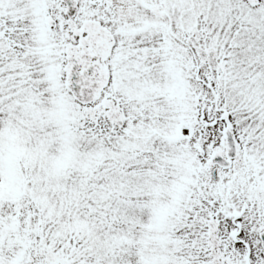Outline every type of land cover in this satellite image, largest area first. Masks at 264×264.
<instances>
[{
	"label": "trees",
	"instance_id": "1",
	"mask_svg": "<svg viewBox=\"0 0 264 264\" xmlns=\"http://www.w3.org/2000/svg\"><path fill=\"white\" fill-rule=\"evenodd\" d=\"M208 1L197 0L195 3L194 11L196 14L200 13V18H204L202 15L209 8ZM229 2L230 0H224L226 7ZM34 6H37L36 2ZM226 7L223 13L227 19L232 10L226 11ZM242 12L248 13L244 9ZM201 21L194 20V23ZM175 27L179 28L177 21ZM256 28L264 32V21H258L256 27L252 22L249 25L242 24L238 33L231 29H220L219 26L211 27L213 32H210L209 26L202 31V26L196 24L192 46L194 112L195 104L201 97L208 105L215 104L230 113L236 135L246 138L242 143L239 160L249 165L250 171L242 173L246 177H250L247 173L255 166L259 170L255 168L254 173L264 175V84H255V90L248 93L254 77L264 80V51L257 49L249 52L244 48L246 37L248 36L251 42ZM15 37L19 38L22 44H26V39L22 38L20 33L15 34ZM251 46L253 45L250 43ZM13 49L16 50V47L0 38V122L7 126L19 122V125L13 126L17 135V141H13L15 150L20 152L29 147L33 151L35 147L52 143L57 139L55 132L59 130L58 123L64 132L70 129L72 135L80 142L74 152L79 163L73 162L69 173L59 174L54 184H49L46 180L36 183L31 179L33 176H23L20 165L22 174L19 177L12 182L3 180L0 185L3 195L13 199L17 192H21L29 201L25 216L27 219L24 220L26 229L39 234L54 251H63L64 258L72 262L77 261L79 256L83 257L80 259L84 261L83 264H112L108 260L112 259L110 257H118V242H129L132 253L137 250L148 255L154 253L158 255L161 264H214L205 256L209 253L208 249L205 246L203 248L201 242L192 237L195 224L193 221L197 214L201 216L200 211L212 214L219 212L223 201H220L215 209H210L209 205L205 204V211L196 203L187 204L189 196L193 202L197 183L196 176L191 180L182 177L186 168L181 157L170 154L168 150L148 147L142 133L140 136L126 128H116L105 107L90 119L75 116L77 108L72 101L71 105L67 104L64 108L50 107L47 101H52L60 94L68 99L64 85L56 83L58 78L63 76L56 69L60 67L63 70L65 67L62 53L52 52L47 43H34L30 50L36 55L22 59L18 58V53ZM43 52L48 54L43 55ZM21 54L26 53L22 51ZM197 73L200 80L196 79ZM53 83L56 84L53 86ZM201 89H205V92ZM21 97L25 98V104L21 107L33 108L32 114L15 111L20 106ZM75 117L76 123L79 122L80 127L84 129L81 133L72 128V120ZM42 140L46 142L41 146L39 143ZM154 140L156 141L155 138ZM4 151H0V155ZM134 152L140 153L141 156H136L135 161H129ZM35 153L39 154L38 157H45V151L41 148ZM249 159L253 163L250 164ZM128 171L145 176H140L143 178L141 180H130L126 191L125 180L129 179L124 175ZM196 171L194 167L191 168V172ZM175 186L186 193L185 197L180 192L177 209L173 207L175 196L171 191ZM132 189L141 191L135 193L131 192ZM47 190L48 200L54 205L50 212L42 208L38 196L39 192ZM229 203L230 207L236 206L235 202ZM125 204L161 209L163 220L159 233L156 234V241H138L145 234L152 236L153 230L145 228L142 223L150 214L148 209L145 212H137V208L131 210L130 214L133 213L135 218L134 223L129 224L125 220ZM74 221L86 224V234L75 228ZM149 230L151 232L148 233ZM87 238L97 241L105 239L104 249H107L109 257L104 254L103 249V257L96 259V262L93 256L96 257L100 253L90 246ZM77 250L79 251L76 252ZM86 256L90 259L87 260ZM256 262L253 264H264L262 257ZM222 264H246V259L237 257Z\"/></svg>",
	"mask_w": 264,
	"mask_h": 264
},
{
	"label": "rangeland",
	"instance_id": "2",
	"mask_svg": "<svg viewBox=\"0 0 264 264\" xmlns=\"http://www.w3.org/2000/svg\"><path fill=\"white\" fill-rule=\"evenodd\" d=\"M47 1L49 3L50 8H51L50 11L52 10L54 12V16L59 19L58 8H60V10H63L65 8L64 4L63 5L61 4V0H47ZM78 1L80 4V10L81 11H80L79 16L71 24V26H73L74 32L77 35L81 36V38H82V39H79V41H81V42L80 43L78 42V43L82 44L83 46L89 45L88 43H90L92 41V37H93L94 41L101 43L102 46H107V44L110 42V39L112 38L109 35H107V34H109L108 32L104 31L103 33L102 32H98L97 34L94 33L92 37L87 36V34H89V33L87 32V30L85 31V29H84L85 23L83 22L84 21L83 17L87 11L86 7L88 5L86 4L85 0H78ZM115 1H121V0H115ZM173 1H175L174 4H176L178 2H186V0H173ZM196 1L197 0H191L192 4L187 2L186 3L187 5L183 6L185 8H181V9L192 10L190 7L193 8ZM221 1L222 0H213L212 5L215 7L217 6L218 10L216 9L215 12H212V10L210 8H208L206 10L208 15L206 17H204V20H202L200 22L204 27L209 26L210 32H213V31H211V27L212 28L218 27L217 21H218L220 15L222 14L221 11L223 9L222 4L220 3ZM228 4L229 5L227 7H226L227 3L224 4V7H226V11H229L230 9L233 10L236 7L238 8L239 0H230V2ZM256 5L259 7H262L264 5V0H257ZM51 6H53V8ZM56 7H57V10L55 9ZM180 7H181V4L179 7L177 6L178 9ZM195 7H196V5H195ZM182 12L185 13L183 10H182ZM257 12L261 13L262 11H259V8H258ZM197 14H200V13H197ZM231 16L233 17V15H231ZM254 17H256V16H254ZM199 18H200V16H199ZM262 20L264 21V18ZM235 21L237 22L236 19H235ZM60 23H61V21H60ZM124 30L126 31V30H128V28H125ZM78 43L74 42L70 46V51L74 56H78L80 54V52H79L80 48H78ZM250 43L255 45V50L261 49L264 51V32H260V30L257 29L256 35L253 37V39L251 40ZM82 52H84V51L82 50ZM101 53H102L103 60H104V62H103L104 66L108 67L115 54L112 55L113 52L111 51L109 46L107 47V49H106V47H104L103 52H101ZM112 68L114 69V67L111 65V71H109V73H108L110 76V79H111V84H112V86L115 87V89L120 94H123V88H124L123 87V84H124L123 79H124V77H123V75L119 74L118 79L116 78V80L115 79L112 80L113 79V76L111 73V72H113ZM183 68H184V70L187 71L186 63L183 64ZM161 71H162V73L164 72V70L162 68H161ZM107 72H108V69H107ZM170 79L172 80V84H174L176 93L177 92L183 93L184 88L186 87L184 84L185 80L183 81L181 76H179V73L177 71H175L174 69H173V74L171 75ZM253 80L254 81L251 83V85L248 88V93L255 90V88H254L255 84H264V80H262L261 77L260 78L254 77ZM58 83H59V81H58ZM168 90H169V87H168ZM110 105H112V103H110ZM171 106H172V104H171ZM171 106H168V108L171 109ZM187 109H189V108H187V107L183 108L182 111H185ZM207 111H206V113H207ZM78 112H79V110L77 111V114H78ZM85 113L86 112H81V114H85ZM29 114H27V115H29ZM172 115H175L174 117L171 118L173 120L174 124L177 123L178 126L180 125L179 128L181 130L182 139L189 140L193 143L194 148H196V152H197L198 157H201L203 159L202 166L205 169L211 170L212 165H213L211 157H213L215 155V153H217V152L223 153L222 138H221V130H222L221 127H219V126L212 127V128L208 127L205 130L204 127L198 125V118L194 122H187L183 119L177 121L178 117L176 116V113L173 112ZM76 120H77V117H75L72 120V123H73L72 126L74 127V129H77L79 133H81L82 128L78 127L80 125V123L79 122L76 123ZM205 122L209 123L208 125H210L211 120L205 119ZM1 123L2 122H0V124ZM14 125H19V122L17 121L14 124H9L10 132H11L10 139H12L11 142L13 143V145H14V142L17 141L16 130L13 128ZM59 128L63 129L61 124L59 125ZM5 130H6L5 127L0 126V136L2 139L6 138ZM55 133H56L57 139L53 142L54 147H51L50 152L48 154V155H51V156H49L50 162H53L55 160L57 161V159H59V157H62V155L65 151L73 153L75 146L78 143H80L79 139L76 138L74 135L71 136L69 139L64 140L61 137V134L59 132H55ZM238 137L242 143H244L246 141V138L244 136H238ZM8 141H9V139H8ZM45 142H46L45 140H42V142H40L39 145L45 144ZM183 143L185 144L186 142L183 141ZM246 144H247V142H246ZM0 145H1V142H0ZM178 146H180V143H178ZM202 151L204 153V156L201 155ZM20 152H21V155L23 156V158L25 160L24 164L26 165V168L23 171V174H27L28 176H33V178H31V179H34L36 183H40L43 180H46L49 184L56 183L58 175L54 169L55 164H49V163L45 162L44 160H42L41 157H34L33 158L30 154L27 153L26 148H24ZM5 153H6V151L4 153H2L1 156L4 157ZM69 157H71V156H69L65 153V155L61 159H69ZM187 167L188 166H186V168ZM12 169H13L12 162L6 163L0 157V185L3 184V181H2L3 177L8 178V176H11ZM14 176H17V174L15 173ZM133 177H135V176H133ZM263 180H264V175H263ZM250 189H252V193L249 192L248 194L241 195L240 200L247 204V211H249V216H247L245 218V222H250V225H251L250 234L252 236L251 237V240H252L251 244L253 245L252 247H253L254 251H256V253H258L259 252V245H260L259 239H258V232L260 231V229L264 228V215H262L260 213V210L254 204V202H255L254 198H257L258 200H264V185H257V187L255 185H252L250 187ZM172 193H176L175 190H173ZM38 196L40 198V204L44 210L50 212L54 209V205H52L48 200V190L39 192ZM0 201H1L0 202V213H1L0 214V264H4L3 263L4 258H1V257L11 258L12 264H30L28 262V252H31V254L34 258V262L31 264H83L84 263V261L80 260L83 257L80 258L79 256H78V260L74 261L73 263H69V261L64 260L63 258H60V254H58L56 251L53 253L51 250L44 248V246L42 244V240L35 237L34 232L31 229H26V228L22 227L21 224H20V227H21L22 235H20V236L17 235L16 238L14 237L13 239H10L8 236L10 230L7 228L6 222H8L9 219L16 218V217H17V219H19L18 222H20V223L25 222L24 220L27 219V217H25V216L27 215V211H28V207H29V201L24 196V194L21 192H17L13 199H9L8 197H6L5 195H3L0 192ZM177 205H178V202L175 200L173 207L175 208ZM197 205L199 206V208H202L203 211H205L207 209L204 203L202 205H200V203H198V201H197ZM135 208H139L138 204H137V206H133L132 204H125L124 205V209L126 211L125 220L129 224L134 223L133 219L135 218V215L133 213L130 214V211L134 210ZM141 211H143V210L141 209ZM173 211H175V210H173ZM200 213H201V216H199L197 214L198 217L195 216V218H194L193 222L195 224L197 223V225H195V224L193 225L194 230L192 231V237L197 242L199 240L201 242L203 248L205 246L206 249H208L209 253H211L212 256L211 255L209 256V253L207 255H205L207 260L210 261V263L222 264V263H224V262L226 263L227 261H230V260H235V258L240 257V256L242 258V256L245 255L244 249L241 248L240 246L235 245L231 239L232 232L236 231L235 228L231 227L232 229L228 232V234L225 235L222 233V230H221L219 223H218V219L216 218V214L202 213L201 211H200ZM20 218H21V220H20ZM207 218H209V221H207ZM243 219L244 218L241 217L240 221H243ZM146 220L147 221H146L145 227L147 229H151L154 226L159 227L160 223H162L163 215H162V213H159V210H157V208H155L152 210V212L146 218ZM166 220H167V217H166ZM199 221H200V223H199ZM73 223H74L75 228L79 232H81L82 234H86L87 226L84 222L74 221ZM153 232H154L153 238H155L156 233H155V231H153ZM31 233H33V235ZM195 234L197 237L195 236ZM243 236H244V233L242 231L239 238H243ZM146 238H148V236L142 237L141 242H147ZM87 240L90 243V246L94 250H97L100 253L96 257L93 256V259L96 261V259H98L99 257H103L101 252L105 248V239L97 241V240H94L92 238H87ZM118 246H119V250H117L118 257L117 256L110 257V258H112L111 260H108V261H110V263L121 264L122 259H123L124 262L122 264H149L148 263L149 261L147 260L146 255L142 254V255H138V256H133L132 254L128 253V252H130V250H132L129 242H126V244H123V242H118ZM218 249H219V251H218L219 253L217 255ZM104 250H105L104 254H106V256L109 257L106 253L107 249H104ZM14 251H15V254H14ZM78 251L79 250H77L76 252H78ZM94 253L96 254V252H94ZM134 253L140 254L141 251L137 250ZM254 255L255 254L253 253V256ZM253 256L252 257L250 256V258H249L251 262H253V260H252ZM243 257H245V256H243ZM257 258H258V256H257ZM86 259L89 260L90 257L86 256Z\"/></svg>",
	"mask_w": 264,
	"mask_h": 264
},
{
	"label": "water",
	"instance_id": "3",
	"mask_svg": "<svg viewBox=\"0 0 264 264\" xmlns=\"http://www.w3.org/2000/svg\"><path fill=\"white\" fill-rule=\"evenodd\" d=\"M69 9L71 7L69 6ZM75 12L71 11L70 15L73 16ZM46 23L49 27L53 23L52 19H47ZM90 67L85 66L82 73L77 72L76 65L71 68V89L78 97L79 101L83 105H88L96 100L100 99L103 89L107 85V78L101 75L98 79H94L89 76ZM223 119L226 121V129L224 131V137L226 141L228 160L226 161L225 167H228L231 159L237 156V144L235 143L232 132L231 124L229 122L228 115H224ZM236 238V235H234ZM261 246L263 249L264 256V231L260 233Z\"/></svg>",
	"mask_w": 264,
	"mask_h": 264
},
{
	"label": "flooded vegetation",
	"instance_id": "4",
	"mask_svg": "<svg viewBox=\"0 0 264 264\" xmlns=\"http://www.w3.org/2000/svg\"><path fill=\"white\" fill-rule=\"evenodd\" d=\"M156 1H157L156 2V9L159 11L160 10V0H156ZM60 19L63 22V27H67V28L70 27L71 28V25H69V23L67 21H65L64 18L61 15H60ZM159 28H160V20H157L155 22V25H154V38H153V43H154V48L155 49L158 47V44H159V31H158ZM85 49H88V50H85L82 53V56H80V58H79V60L81 61V63H82L83 59L86 58V57H88L89 55H91L93 53H98V49L92 48L90 45L88 47H85ZM92 62L95 63V60H93ZM95 69H96L97 75L102 70V68H98L96 66H95ZM129 78L130 77H128L127 88H126L127 99L131 97V93H130V79Z\"/></svg>",
	"mask_w": 264,
	"mask_h": 264
}]
</instances>
